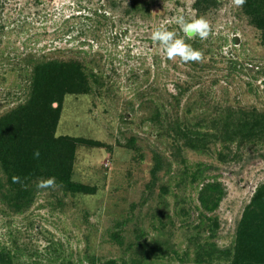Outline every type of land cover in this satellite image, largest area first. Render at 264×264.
<instances>
[{
	"label": "rangeland",
	"instance_id": "1",
	"mask_svg": "<svg viewBox=\"0 0 264 264\" xmlns=\"http://www.w3.org/2000/svg\"><path fill=\"white\" fill-rule=\"evenodd\" d=\"M149 1L143 14L125 11L132 0H0V118L24 102L32 57L75 58L105 81L96 93L66 94L55 130L98 142L78 144L72 165V179L94 193L71 194L57 179L55 189H38L48 175L22 187L0 165V251L11 264H204L194 260L199 240L215 245L214 261H226L218 250L232 248L243 209L264 182V144L177 151L165 127L226 107L264 111L261 31L231 0L205 13L195 0ZM178 15L209 20L204 41L167 25L203 51V62L167 60L151 40ZM156 153L165 167L151 182ZM214 180L223 197L205 212L198 191Z\"/></svg>",
	"mask_w": 264,
	"mask_h": 264
},
{
	"label": "trees",
	"instance_id": "2",
	"mask_svg": "<svg viewBox=\"0 0 264 264\" xmlns=\"http://www.w3.org/2000/svg\"><path fill=\"white\" fill-rule=\"evenodd\" d=\"M149 4V0H132L125 11L146 14ZM217 4L218 0H195L194 7L205 13ZM241 10L250 23L260 29L264 44V0H247ZM28 64L31 74L24 102L0 118V165L7 175V181L13 183V176H19L22 182L27 183L31 177L48 175L54 176L59 185L71 194L94 193L95 186L72 179V165L78 144L96 145L98 142L56 136L55 130L66 94L96 93L105 81L101 76L89 73L86 64L75 58L42 55L40 58H30ZM155 118L158 120V117ZM165 131H168L167 135L177 151L184 146L203 151L210 143H235L237 146L264 144V111L254 107H226L215 116L203 115L193 121L176 116ZM130 141L134 144L133 138ZM36 149L40 151L39 159L33 157ZM164 163L163 157L156 153L150 171L151 182L165 167ZM197 197L202 211L213 212L223 197L221 184L215 180L206 182L199 189ZM212 225L208 229L213 235L217 222L213 221ZM115 240L119 241V238ZM204 244L200 240L196 242L194 260L197 263L264 264V182L256 187L243 209L236 224L232 248L218 250L226 261H214L217 257L215 245L209 244L205 248ZM7 259L8 254L0 251V264H11ZM102 264L117 263L109 260Z\"/></svg>",
	"mask_w": 264,
	"mask_h": 264
},
{
	"label": "clouds",
	"instance_id": "3",
	"mask_svg": "<svg viewBox=\"0 0 264 264\" xmlns=\"http://www.w3.org/2000/svg\"><path fill=\"white\" fill-rule=\"evenodd\" d=\"M246 2L247 0H231L232 6L237 9L242 8ZM168 24L178 25L187 39L199 38L201 41H204L209 38L212 32L209 20L204 16L186 18L184 15H178L173 20L166 22V24L154 28L150 35L153 42L162 46L167 60L179 58L184 63L203 62V51L193 48L191 44L186 42L185 38L178 37L176 31L169 30ZM33 157L39 159V149L34 150ZM12 179L14 183H20L22 187L25 186L19 176H13ZM57 186L54 176L40 179L36 184L38 189H55Z\"/></svg>",
	"mask_w": 264,
	"mask_h": 264
}]
</instances>
